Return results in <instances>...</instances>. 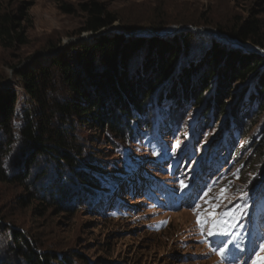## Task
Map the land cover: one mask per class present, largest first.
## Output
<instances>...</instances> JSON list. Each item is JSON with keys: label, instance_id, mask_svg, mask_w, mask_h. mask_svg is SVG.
<instances>
[{"label": "rangeland", "instance_id": "obj_1", "mask_svg": "<svg viewBox=\"0 0 264 264\" xmlns=\"http://www.w3.org/2000/svg\"><path fill=\"white\" fill-rule=\"evenodd\" d=\"M92 2L105 6L119 21L97 34L83 32L81 5ZM64 6L71 10H64ZM0 8L17 13L24 9L25 13L22 26L28 43L15 50L0 44V97L11 93L18 96L15 151L5 161V168L13 177L29 173L24 183H0V264H26L16 251L15 233L23 235L39 253L73 264H252L250 257L254 259L264 243V159L258 161L264 118L251 133L246 127L249 118L245 117L239 125L235 123L240 132L235 127L226 133L232 119L230 109L241 99L244 85H230L234 96L228 102V112L217 119L214 110L203 116L208 106H187L178 113L175 101L168 107L171 110L164 109L161 114L156 98L124 139L103 133L98 127H82L75 120L77 144L84 154L78 171L89 173L91 185L69 172L61 174L56 162L44 156L37 157L27 169L29 155L23 152L26 148L19 128L22 113L32 106L26 102L17 72L47 67L63 56L76 64L74 58L81 53V44L90 45L96 38L112 34L124 35L130 41H174L178 37L183 45L181 35L189 33V53L180 63L186 68L212 43L264 58L263 53L252 49L203 36L204 30L219 32V28L226 30L247 19L258 20L264 29V0H0ZM165 22L170 24L157 37L137 34L154 31L152 23ZM200 22L211 26H201ZM125 26L136 28L128 30ZM148 59L143 47L132 56L130 74L141 70ZM222 66L225 68V63ZM209 94L206 101L212 97ZM250 103L249 98L248 107ZM248 107L246 115L253 117ZM217 149L226 161L209 170L207 163ZM235 152H240L237 159ZM89 164L94 167L88 168ZM60 182L73 201L63 202L58 194L50 205V190ZM205 185L211 186L210 196L227 188L224 205L240 207L238 223L230 220L236 226L228 228L227 236L216 237L232 241L226 250L227 259L213 251L210 241L214 237L207 235L211 218L202 235L197 212L192 210L195 204L191 197L201 189L208 191ZM109 190H114L111 196L115 203L103 198ZM96 196L102 198L100 202L94 200ZM196 203L203 207L202 201Z\"/></svg>", "mask_w": 264, "mask_h": 264}, {"label": "trees", "instance_id": "obj_2", "mask_svg": "<svg viewBox=\"0 0 264 264\" xmlns=\"http://www.w3.org/2000/svg\"><path fill=\"white\" fill-rule=\"evenodd\" d=\"M63 9L71 10L68 6ZM81 9L85 14L83 32L97 34L119 21L113 12L97 2L81 5ZM24 15V9L17 13L11 8H0V44L4 48L15 50L28 43L22 26ZM169 24L152 23L150 26L160 33ZM200 25L211 26L209 22H200ZM125 27L128 30L136 28ZM219 32L242 44L264 50V29L258 20H241L226 30L219 28ZM190 36L189 33L181 35L183 45L178 37L174 41L159 38L130 41L120 34L102 36L90 45L79 46L81 53L74 58L76 64L63 56L47 67L41 66L32 72H17L27 96L26 102L32 106L22 113L23 125L19 128L21 143L26 148L23 152L29 155L27 169L37 157L44 156L56 162L61 174L69 172L81 182L92 185L89 173L78 171L84 154L77 144L75 120L82 127H98L103 133L124 139L133 132V123L156 98L161 114L175 101L178 113H182L187 106H208L204 117L214 110V118H222L228 112L229 100L234 96L230 85L235 83L245 87L241 99L230 109L232 119L228 121L226 133L235 127L239 130L236 124L239 125L244 117L249 118L246 127L251 133L264 118V58L258 54L228 51L212 43L198 61L186 68L180 63L181 58L189 53L186 45ZM143 47L149 59L141 70L130 74L132 56ZM224 63L225 68L222 66ZM149 71L151 74L148 76ZM209 93L212 97L206 101ZM249 98L251 103L248 107ZM17 103L16 93L0 97V183H24L29 174L25 171L13 177L5 168V161L15 151ZM247 107L252 110L253 117H247ZM258 146V161L262 162L264 135ZM239 157L240 152H235L234 158ZM223 161L226 159L217 149L207 163L208 169H215ZM92 167L89 164L88 168ZM64 189L65 185L61 182L51 188L50 205H54V197L58 194L63 202L73 201L70 192ZM113 191L109 190V194L103 197L108 203L115 201L111 196ZM101 199L99 196L94 198L96 201ZM13 235L17 243L16 251L26 264H73L62 257L39 253L23 235Z\"/></svg>", "mask_w": 264, "mask_h": 264}, {"label": "snow or ice", "instance_id": "obj_3", "mask_svg": "<svg viewBox=\"0 0 264 264\" xmlns=\"http://www.w3.org/2000/svg\"><path fill=\"white\" fill-rule=\"evenodd\" d=\"M177 143H179V141ZM205 187L208 188V191H203L201 189L191 197L195 204L192 210L197 212V224L200 227L202 235L205 231V225L208 224V218H211V225L207 235L209 237H214L213 240L210 241L213 245V251L222 259H227L228 254L226 250L232 241H224L216 237L227 236L229 234L228 228L236 226L235 223H230V220H236V213L240 210V207L236 205L233 208H227L226 205H224L223 201L226 199L225 193L228 191L227 188H222L218 194L210 196L211 186L205 185ZM201 192H203L202 195L200 194ZM247 195V192L243 194L245 198ZM197 200L203 202V207L200 203H196ZM230 202L231 201H229V203ZM189 206L191 207V205ZM217 209H221V211L217 212ZM236 223H238V220H236ZM261 253H264V243L259 245V252L255 254V258L253 259L250 257V259H252V264H264V256H262ZM245 264H247L246 261Z\"/></svg>", "mask_w": 264, "mask_h": 264}, {"label": "water", "instance_id": "obj_4", "mask_svg": "<svg viewBox=\"0 0 264 264\" xmlns=\"http://www.w3.org/2000/svg\"><path fill=\"white\" fill-rule=\"evenodd\" d=\"M220 37H223L224 39H225V41L226 42H228V43H230V44H233V45H235V46H238V47H240V48H244V49H252L251 51H253V52H255V53H263L264 54V50H262V49H260V48H254V47H252V46H250V45H246V44H242V43H240V42H238V41H236V40H233V39H231L230 37H228V36H225V35H222L221 33H219V32H216ZM137 34H148V35H150V36H153V37H157V36H159L158 35V33L157 32H155V31H152V30H141V31H139Z\"/></svg>", "mask_w": 264, "mask_h": 264}, {"label": "bare ground", "instance_id": "obj_5", "mask_svg": "<svg viewBox=\"0 0 264 264\" xmlns=\"http://www.w3.org/2000/svg\"><path fill=\"white\" fill-rule=\"evenodd\" d=\"M208 35H212V36L218 37V38H220L222 40H225L223 37H220L215 31H212V30H204L203 36H208Z\"/></svg>", "mask_w": 264, "mask_h": 264}]
</instances>
